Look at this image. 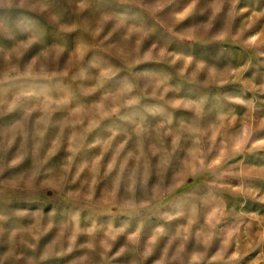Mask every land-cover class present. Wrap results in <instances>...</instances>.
Returning <instances> with one entry per match:
<instances>
[{
  "label": "clouds",
  "instance_id": "1",
  "mask_svg": "<svg viewBox=\"0 0 264 264\" xmlns=\"http://www.w3.org/2000/svg\"><path fill=\"white\" fill-rule=\"evenodd\" d=\"M198 2L186 0L185 6L176 10L168 8L176 0H91L88 7L83 6L81 0H70L72 11L69 12L64 8V0H0V46L11 44L14 49L39 50L44 54L46 65L55 63L47 58L48 53L61 50L70 58L71 72L70 78H66V73L32 71L39 65H29V70L18 74L13 70L12 75L0 77V120L11 117L12 129L19 130L24 137L19 150L10 158L8 168L26 166L29 160H35L40 138L49 127H59L63 135L69 122L73 124L69 164L84 148L111 143L122 135L121 129H129L139 144L147 141L151 145L148 152L142 151L136 157L137 167L127 177L121 166L108 195L100 200L72 192L73 181L67 179L61 183L0 179V248L7 249L0 256V264L5 261L42 264L51 257L72 252L80 236L88 237L90 242L79 247H102L101 255H106L111 242L121 235L126 236L129 247L135 249L143 228V214L154 209H158L159 218L149 225L152 232L144 257L158 238L167 235L159 221L182 218L189 221L190 233L189 228H181L172 237L182 241L173 257L179 264H195L214 242L221 245L223 253L239 241L245 231L242 221L225 232L218 222L204 223L203 215L215 206L214 201H222L221 193L230 187L228 180L236 176L227 162L241 153L252 139L251 127L246 126L241 131L232 123L235 105L250 107V102L243 96L228 94L224 85L229 77L215 72L209 74L207 62L194 55L196 42L205 38L212 27L211 22L195 25ZM219 11V4L214 5V14ZM105 28L125 46L134 40L137 53L143 41L152 38L156 43L143 55L122 54L114 58L108 53L116 45L109 42L97 50L94 43V38ZM227 36L225 28L210 39L223 42ZM261 45H264V31L243 42V46L251 50ZM189 97H195V102L189 103ZM82 118L90 119L87 127L82 126ZM30 129H35L31 141ZM93 131L95 136L88 144L87 134ZM182 141L185 151L177 152ZM30 142L35 151L29 147ZM52 144L50 156L59 147L60 136L54 135ZM257 146H264V138L258 140ZM173 152H177L178 159L184 157V183L201 175L209 178L194 184L191 192L174 196L168 206L158 208L159 200L181 185L170 189L150 188L147 161L150 156L157 157L156 168L163 170ZM194 159L199 161L195 167ZM141 161L145 163L142 179ZM99 164L100 157L85 158L77 175L88 170L90 183L95 186L101 178ZM114 165L115 161L110 163L104 175H108ZM174 172V168L170 169V174ZM242 189L243 185L235 191ZM40 191L51 192L48 208L41 209L48 213L47 227H24L22 222L31 219V213L36 211L26 201ZM218 215H229L226 204L218 210ZM198 217L200 222L193 227ZM53 229L56 238L41 246L42 236ZM100 233H105L106 239L97 244ZM189 234L197 248L193 254H183V241ZM127 250L121 248L116 256ZM218 258L219 254L213 257ZM241 259L239 250L228 257L230 264H239Z\"/></svg>",
  "mask_w": 264,
  "mask_h": 264
},
{
  "label": "rangeland",
  "instance_id": "2",
  "mask_svg": "<svg viewBox=\"0 0 264 264\" xmlns=\"http://www.w3.org/2000/svg\"><path fill=\"white\" fill-rule=\"evenodd\" d=\"M91 0H81L85 7L90 6ZM186 0H176V3L170 4L169 9L180 10L185 6ZM219 4L220 11L214 14V5ZM64 8L71 12L70 0H64ZM246 9V11H245ZM166 9L165 11H167ZM211 22V29L208 35L197 41L195 52L197 59H203L209 65L208 72L227 75L229 82L224 85V90L233 97L243 96L250 102L249 106L235 105L233 116V125L243 131L248 126L253 131L252 139L244 146L241 153L235 155L227 162V166L236 173L235 177L228 180L229 188L222 193V201H214L215 206L203 215V222L213 224L218 222V226L227 231L235 227L237 222L242 221L244 224V234L239 238L237 243L221 253V245L214 242L201 260L195 264H230L228 257L232 252L239 250L242 259L239 264H264V146H257L258 140L264 138V45L256 50H251L243 46V42L249 37L264 31V0H199L195 12V25L208 24ZM71 25H69L70 27ZM225 28L228 29V36L223 42H215L210 36L218 34ZM110 30L105 28L94 38L97 50L103 49L111 42L116 47L110 49L109 53L114 58L122 54L131 56L143 55L152 47L156 41L149 38L140 46V51H135L136 43L133 40L131 44L125 46L113 36L109 35ZM40 58V59H38ZM48 59L55 60V63L46 65L44 63V54L39 50L14 49L13 45L0 46V77L12 75L15 73L29 70V65H39V68H32V71H58L66 73V78H70L69 69L70 58L66 57L61 50H52L47 55ZM189 103L195 102V97L187 98ZM55 117H53L54 119ZM67 119V117H66ZM89 118H82L83 127L90 123ZM12 118L5 117L0 120V179H18L27 181H44L50 183H61L65 179L73 181L71 191L80 196L91 195L93 199L100 200L108 195L116 176L120 174L121 166H124V175L127 177L132 169L137 167L136 157L141 152H148L151 145L145 141L142 145L137 142L136 136L129 129H121L122 135H118L108 144H101L98 147L84 148L79 155L69 164L68 151L72 136L73 124L69 122L64 134L61 135L59 127L49 129L40 138V148L35 160H29L27 165H18L16 168H8L7 164L10 158L19 150L23 142V135L19 130L11 127ZM105 122L101 123L103 128ZM81 127V125H75ZM259 133V135H258ZM35 134V129L29 130V139ZM55 136H60V144L53 155L49 152L53 148L52 140ZM95 136V132L87 134L86 143L90 144ZM107 137L104 138L107 141ZM11 142V143H9ZM169 145L171 141H168ZM123 145V147H121ZM29 147L35 151L34 145L29 143ZM184 142L177 152H184ZM177 152H173L169 164L163 170H157V157L150 156L147 161V183L150 188L170 189L174 185H181L174 193L163 196L158 202V208L169 205L174 196L185 192H191L194 184H201L208 179L206 175L198 176L195 180L189 178L184 183L183 160L184 157L177 158ZM132 153L134 155L130 156ZM94 157H100L101 178L99 182L92 186L90 183L91 173L86 170L78 173L79 165L83 159L91 160ZM115 161L113 170L107 172L108 165ZM125 161L127 163L125 164ZM193 160V167L198 163ZM67 168V171L65 169ZM175 169L170 174V169ZM145 163H140V178H143ZM34 173V174H33ZM89 181L85 184V181ZM243 189L239 192L235 189ZM51 196L50 191H40L30 200L26 201L36 211L31 213V219H25L22 224L24 227L36 225L38 228H46L48 221L46 211L41 209L48 208V200ZM227 205L228 216L218 215V210ZM58 207V205H53ZM159 218L158 209L147 211L143 214V228L139 244L135 249L129 247L126 236H118L111 242V247L106 255H101L104 251L102 247L90 249L81 248L80 244H88L89 238L80 236L77 238V247L70 253L62 257H51L42 264H131L136 260L137 264H179L174 260L177 249L181 246V239L173 240L181 228H189V221L186 218L175 219L170 222L159 221L166 228L167 235L156 240L152 245L149 254L144 257L143 252L147 250L148 241L151 238L149 225ZM127 219V217H125ZM197 221L193 222V227ZM120 227L119 224L115 225ZM138 226L134 225V227ZM100 227H104L101 225ZM106 231V230H105ZM191 228H189V233ZM56 238V230L49 231L42 236L41 246L51 243ZM106 239L105 233L97 236L96 243ZM121 248L128 249L122 255L116 256ZM196 241L189 234V238L183 241V254H193L196 251ZM7 251L6 248H0V256ZM218 259H213L217 257ZM4 264H8L7 261Z\"/></svg>",
  "mask_w": 264,
  "mask_h": 264
}]
</instances>
